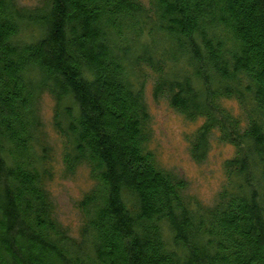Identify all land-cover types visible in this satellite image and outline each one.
I'll return each instance as SVG.
<instances>
[{
  "label": "trees",
  "instance_id": "16d2710c",
  "mask_svg": "<svg viewBox=\"0 0 264 264\" xmlns=\"http://www.w3.org/2000/svg\"><path fill=\"white\" fill-rule=\"evenodd\" d=\"M144 65L201 121L195 158L213 133L236 147L213 205L149 147ZM42 92L65 171L94 180L76 235L48 186ZM0 264H264V0H0Z\"/></svg>",
  "mask_w": 264,
  "mask_h": 264
},
{
  "label": "rangeland",
  "instance_id": "374dc122",
  "mask_svg": "<svg viewBox=\"0 0 264 264\" xmlns=\"http://www.w3.org/2000/svg\"><path fill=\"white\" fill-rule=\"evenodd\" d=\"M17 1L30 6L40 0ZM30 32L32 30L23 32V35L28 36ZM142 70L145 75L141 74L140 79H144L145 99L151 114L149 147L155 151L162 167L184 176L189 181L188 192L195 197L196 205H213L227 185L225 162L236 154V147L222 141L213 133L205 156L202 159L195 158L191 150V139L201 121L186 118L166 98H156L153 91V71L147 65H144ZM38 99L43 121V138L52 146L55 156L52 161L53 177L48 186L56 204V215L69 227L71 233L76 235L83 220L78 201L92 188L94 180L89 167L84 164L78 166L71 174L65 171L64 138L53 123L55 99L48 92H42ZM224 103L236 113L241 111L236 99H226Z\"/></svg>",
  "mask_w": 264,
  "mask_h": 264
}]
</instances>
